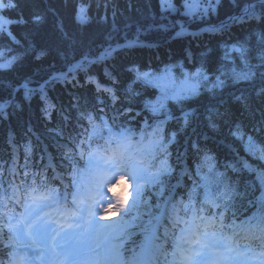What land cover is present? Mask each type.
I'll return each mask as SVG.
<instances>
[{
    "label": "trees",
    "instance_id": "trees-1",
    "mask_svg": "<svg viewBox=\"0 0 264 264\" xmlns=\"http://www.w3.org/2000/svg\"><path fill=\"white\" fill-rule=\"evenodd\" d=\"M13 2L18 7L0 10V17L12 21L0 31V64L9 65L0 68V103L7 104L0 109V187L9 181L20 185L26 162V168L44 169L53 180L59 179L51 168L68 180L65 153L74 147L70 140L81 124H87L81 113H92L117 129H133L137 139L141 129L151 133L158 128L163 137L166 154L156 157L152 171L166 158L171 172L161 177L163 195L159 185L143 188L139 209H132L135 215L141 213L138 223L147 220L148 205L153 210L163 196L170 195L172 203L187 202L194 182L205 183L202 177L213 191L217 179L235 189L225 218L235 213L239 223L248 211L264 212V184L258 178V172L264 175L259 158L264 148V0H187L190 8L185 0H171L174 8H162L161 0ZM246 5L245 14L232 17ZM36 15L42 19L36 21ZM205 25L215 30H204ZM181 27L188 31H178ZM249 67L251 79L234 81L233 70ZM182 68L197 76L196 93L164 100V108L154 113L151 105L160 92L143 74L163 69L180 74ZM57 72L65 75L51 76ZM217 77L223 86L213 87ZM22 82L32 89L15 90ZM10 164L18 175L9 174ZM202 190L197 189V199H203ZM17 197L22 199L16 196L14 203L0 208V256L5 264L14 249L5 243L8 215L20 209Z\"/></svg>",
    "mask_w": 264,
    "mask_h": 264
},
{
    "label": "snow or ice",
    "instance_id": "snow-or-ice-1",
    "mask_svg": "<svg viewBox=\"0 0 264 264\" xmlns=\"http://www.w3.org/2000/svg\"><path fill=\"white\" fill-rule=\"evenodd\" d=\"M16 7L18 5L13 0H8L7 3L0 0V10ZM161 7L174 8V5L171 0H161ZM185 7H191L187 0ZM34 19L40 21L42 18L36 15ZM10 23L11 20L0 17V31L4 30L5 24ZM241 58L247 67L243 52ZM8 66L0 64V68ZM143 75L162 92L158 101L151 105L154 113L164 108V100H182L195 94L198 87V83H192L188 77H185L180 87H174L168 73L159 76H150L148 73ZM253 75L250 67L247 71L233 70L234 81L249 80ZM203 78L207 80L206 76ZM223 83L224 81L217 77V84L213 87L223 86ZM261 93H264V89H261ZM113 99L115 100L114 94ZM80 119L81 121L86 119L87 124H81L82 130L70 140L74 147L65 153V159L73 169V179L68 185H64L63 191L50 187L48 181L39 173H33L32 183L28 184L27 171L20 185L8 182L9 188L12 189L11 193L8 189L0 187V208L5 207V202L12 200L17 193L23 197L22 199L17 197L16 200L24 211L15 219V223L11 222L13 216L8 215L5 246H12L15 249L13 253H9L11 257L9 264L16 262L34 264L36 260H39L40 264H150V262L160 264L161 258L164 264H253V262L264 264V212L240 220L239 223L238 217L233 213L230 222L226 223L225 212L230 207L235 189L217 179L216 190L213 191L206 177H202L205 180L204 184L194 182L188 192L187 202L181 200L172 203L171 198H168L163 205L157 204L158 208L162 207L167 212L170 225H163V242L157 230L162 226L165 211L158 216H152L151 205H148L150 218L141 227L143 240L138 245L140 251L127 249L125 245L134 235L130 231L132 222L139 220L141 213L137 210L132 222L122 220L113 225L98 223L95 219L96 205L104 203L101 189L106 180L115 179L116 173L124 171L129 173L135 182L133 204L135 208L139 209L144 185H159V194L163 195L164 182L161 177L171 172L167 159H161L159 168L155 172L152 171L156 157L160 153L166 154L163 137L158 135L159 129L154 128L151 133L141 129L137 139V133L133 129L128 127L117 129L102 116L94 117L92 113H81ZM97 119L99 123H96ZM247 146L249 149L254 147L251 137ZM76 150H80L81 159L84 158L85 152L87 154L92 183L86 189L76 181L79 172L76 167L78 162L75 160ZM259 158L264 160V148L260 149ZM242 163L245 168L254 170L246 161ZM24 167H27V162ZM212 170L210 166L209 171ZM233 170L236 169L233 167ZM2 172L3 169L0 168V173ZM8 172L18 175L14 166L8 169ZM222 175L217 173V177ZM258 178L264 184V175L258 172ZM119 179L124 177L120 176ZM2 183L0 180V184ZM73 187L77 190L71 191ZM200 187L204 188L203 199H197L200 195L197 189ZM107 191L111 193V199L103 207V214L99 220L106 221L117 214L126 216L127 198L120 193L112 192L110 183ZM96 197H99V200ZM143 203L147 204V201ZM178 227L177 234L174 230ZM3 239V230L0 229V240ZM166 245L171 247L170 252ZM257 246L259 251L256 250ZM128 251L132 252L130 257L125 255ZM169 256L172 257L171 261L167 259ZM0 264L3 262L0 261Z\"/></svg>",
    "mask_w": 264,
    "mask_h": 264
},
{
    "label": "rangeland",
    "instance_id": "rangeland-1",
    "mask_svg": "<svg viewBox=\"0 0 264 264\" xmlns=\"http://www.w3.org/2000/svg\"><path fill=\"white\" fill-rule=\"evenodd\" d=\"M164 73H168L170 75L171 80L174 82V84H173L174 87H180L181 86V82L185 79V77H188L192 81V83H197V80H198L197 76L195 78L194 74H189L187 72V70L184 69V68H182V73H180L178 75L172 74L169 71H167V72H162L161 71L159 74H155L154 73L155 75L153 74L152 76H159V75L164 74ZM158 89H159L160 93L162 94L161 89L159 87H158ZM115 175H116V178L115 179H111V183H110L111 185L113 184L114 181H116L118 179V173H116ZM117 193H120L121 195L126 196V193H125L124 190H119Z\"/></svg>",
    "mask_w": 264,
    "mask_h": 264
}]
</instances>
